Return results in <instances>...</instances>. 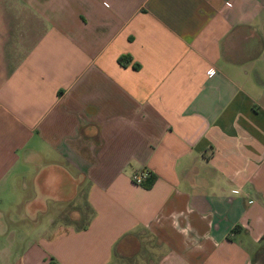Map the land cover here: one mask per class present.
Listing matches in <instances>:
<instances>
[{
	"label": "crops",
	"instance_id": "1",
	"mask_svg": "<svg viewBox=\"0 0 264 264\" xmlns=\"http://www.w3.org/2000/svg\"><path fill=\"white\" fill-rule=\"evenodd\" d=\"M0 264H264V0H0Z\"/></svg>",
	"mask_w": 264,
	"mask_h": 264
},
{
	"label": "built area",
	"instance_id": "2",
	"mask_svg": "<svg viewBox=\"0 0 264 264\" xmlns=\"http://www.w3.org/2000/svg\"><path fill=\"white\" fill-rule=\"evenodd\" d=\"M211 69L208 70L210 72ZM149 176V172L147 170H141L139 172L133 173L131 175V181L134 184L140 185L144 182V180Z\"/></svg>",
	"mask_w": 264,
	"mask_h": 264
},
{
	"label": "trees",
	"instance_id": "3",
	"mask_svg": "<svg viewBox=\"0 0 264 264\" xmlns=\"http://www.w3.org/2000/svg\"><path fill=\"white\" fill-rule=\"evenodd\" d=\"M129 60H130L129 56H119L117 58V62L120 63V64H123V65L127 64L129 62ZM133 65H134L135 68L137 67L136 64H133Z\"/></svg>",
	"mask_w": 264,
	"mask_h": 264
}]
</instances>
